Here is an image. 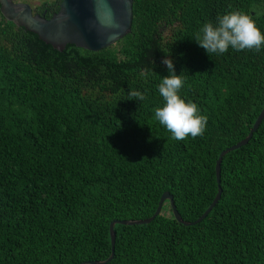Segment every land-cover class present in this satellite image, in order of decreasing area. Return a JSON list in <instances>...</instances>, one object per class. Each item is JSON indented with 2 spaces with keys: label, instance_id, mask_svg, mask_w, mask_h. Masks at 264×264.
<instances>
[{
  "label": "trees",
  "instance_id": "16d2710c",
  "mask_svg": "<svg viewBox=\"0 0 264 264\" xmlns=\"http://www.w3.org/2000/svg\"><path fill=\"white\" fill-rule=\"evenodd\" d=\"M59 3L35 9L49 18ZM255 8L264 0H133L131 30L114 45L61 52L0 12V264L105 260L110 222L150 217L164 192L183 220L202 215L219 153L264 107V46L209 56L192 38L237 10L264 34ZM165 58L181 98L207 117L195 139L174 140L154 119ZM220 186L196 224L168 201L150 223L115 224L106 264H264V119L223 156Z\"/></svg>",
  "mask_w": 264,
  "mask_h": 264
},
{
  "label": "water",
  "instance_id": "95a60500",
  "mask_svg": "<svg viewBox=\"0 0 264 264\" xmlns=\"http://www.w3.org/2000/svg\"><path fill=\"white\" fill-rule=\"evenodd\" d=\"M50 1V0H43ZM133 0H60L59 8L45 17V11L34 13L32 7L24 1L0 0V12L3 17L23 27L45 44L57 51H63L67 44H73L91 51H97L114 45L131 30ZM264 119V107L256 117L248 134L237 143L223 149L215 162L217 193L207 209L194 221H185L178 213L173 196L164 192L153 215L144 219L113 220L109 224L111 252L105 260H88L80 264H106L114 256L115 224L135 225L150 223L160 214L163 203L168 201L173 217L184 225L200 222L218 202L221 195L220 165L223 156L245 145Z\"/></svg>",
  "mask_w": 264,
  "mask_h": 264
},
{
  "label": "clouds",
  "instance_id": "9594fccd",
  "mask_svg": "<svg viewBox=\"0 0 264 264\" xmlns=\"http://www.w3.org/2000/svg\"><path fill=\"white\" fill-rule=\"evenodd\" d=\"M255 15H264V8H255ZM199 47L210 54H224L229 48L259 51L264 46V34L257 27L251 14L241 11H230L216 18V22L205 23L199 32L192 38ZM168 75L162 78L158 85V92L162 97L163 106L154 110V119L168 132L174 140L195 139L204 134L207 117L200 113L198 106L193 102H185L179 92L184 80L175 74L174 63L170 58L163 59ZM144 73H142L143 75ZM130 100L143 101L144 93L129 90Z\"/></svg>",
  "mask_w": 264,
  "mask_h": 264
},
{
  "label": "rangeland",
  "instance_id": "374dc122",
  "mask_svg": "<svg viewBox=\"0 0 264 264\" xmlns=\"http://www.w3.org/2000/svg\"><path fill=\"white\" fill-rule=\"evenodd\" d=\"M22 1L28 3V4H29L31 7H33V8H35V7L39 6V5H41L42 2H43V0H22ZM168 209H169V208L167 207V211H168Z\"/></svg>",
  "mask_w": 264,
  "mask_h": 264
},
{
  "label": "flooded vegetation",
  "instance_id": "af4514ba",
  "mask_svg": "<svg viewBox=\"0 0 264 264\" xmlns=\"http://www.w3.org/2000/svg\"><path fill=\"white\" fill-rule=\"evenodd\" d=\"M15 1H22V0H15ZM32 9H33V12H34V13H40V12L36 11V9H35V8H33V7H32ZM43 11H45V12H46V10H43ZM43 11H42V12H43ZM42 12H41V13H42ZM41 13H40V14H41Z\"/></svg>",
  "mask_w": 264,
  "mask_h": 264
}]
</instances>
